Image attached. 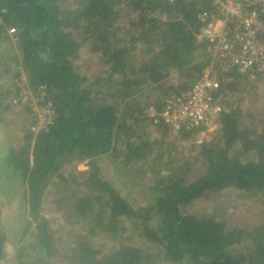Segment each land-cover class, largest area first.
I'll return each instance as SVG.
<instances>
[{"label":"trees","instance_id":"16d2710c","mask_svg":"<svg viewBox=\"0 0 264 264\" xmlns=\"http://www.w3.org/2000/svg\"><path fill=\"white\" fill-rule=\"evenodd\" d=\"M207 9L206 0H0V77L8 76L0 80V115L20 108L11 103L13 93L7 90L16 79V65H22L31 88H46L56 112L46 130L36 136L29 128L23 132L18 152L0 154V197L7 196L9 184L10 193L18 184L25 187L19 195L29 217L22 244L14 249L17 264H26L27 247L38 252L36 264L51 256V223L41 213L44 190L54 175L63 177L60 167L71 161L87 166L75 173L82 181H75L79 189L67 199L70 215L86 233L73 236L64 257L67 264H264V221L229 227L212 213L186 211L206 195L225 191L252 194L264 202V108H251L261 100L264 79L228 72L220 78L223 110L209 140L196 144L199 128L176 133L180 140L195 142L205 166L194 181H187L188 168L169 166L162 175L161 167L145 163L161 164L163 153L153 151L150 135L142 131L149 121L163 136L171 132L148 119L145 109L160 108L163 96L186 92L199 78L205 63L204 48L196 42L201 27L197 16ZM7 28L16 30L15 43ZM86 43L101 66L88 80L77 65ZM5 46L10 53L1 50ZM173 76L179 83L167 89ZM155 91L161 92L160 100L139 101ZM13 112L29 119L26 108ZM120 137L126 139L124 166L138 170L136 162L145 160L142 174L156 176L154 184H144L150 200L140 207L99 174L102 158L119 159ZM132 176L136 183L143 180ZM83 185L87 191L80 190ZM98 235L117 245L104 251L93 241ZM132 238L146 245L135 246ZM10 243L0 227V263Z\"/></svg>","mask_w":264,"mask_h":264},{"label":"rangeland","instance_id":"374dc122","mask_svg":"<svg viewBox=\"0 0 264 264\" xmlns=\"http://www.w3.org/2000/svg\"><path fill=\"white\" fill-rule=\"evenodd\" d=\"M72 0H64L65 4H71ZM89 43L84 45L81 51L80 59L78 60V69L81 75H84L88 80L95 73L99 72L101 69L99 60L89 51ZM8 49L6 46L1 47L2 51ZM8 52V51H7ZM10 53V52H8ZM3 79H7L8 76H1ZM0 77V80L2 79ZM175 88L179 83L175 76ZM170 81L172 77L168 78ZM169 81V84H172ZM244 89V87H241ZM143 93V92H142ZM261 100L252 105V111L264 108V89L259 91ZM162 94L160 91H155L152 94H147L143 99L146 98L148 102H154L157 99L160 100ZM140 98L139 101L142 99ZM249 95H247V99ZM157 100V101H158ZM252 100V96L250 97ZM247 104L249 102H246ZM245 103V104H246ZM7 113L0 115V154H7L9 151L18 152L24 143L23 132L27 130L30 126V117H20L13 111L16 109H22V107H12ZM153 126V125H152ZM155 129L159 130H142L144 134H149L151 139V146L153 151L163 152L161 157V164L156 161L152 162L145 160H139L136 163L137 169H128L124 166L122 158L125 155L124 139L119 138L116 143V148L119 155V159H114L110 157H104L99 162L100 166V176L103 180L111 183L115 188L122 191V194L131 201L134 207H140L145 201L150 200L146 198L147 186L144 184L149 183L154 184L156 176L153 174H145L146 170L143 162L147 163V167L151 166L154 168L162 169V175L164 168L169 169V166L176 169L182 168L186 171L188 168L187 181L192 182L197 177L201 176L205 172V166L203 162L198 157V148L194 146V141H183L178 138V135L173 132H169L166 136H163V130L161 128L153 126ZM154 153V155L156 154ZM159 162V160L157 159ZM2 158L0 157V163ZM169 162L171 164H169ZM165 164H168L165 167ZM79 164L75 162H68L62 164L59 172L63 177H58L54 175L44 190L43 201H42V216H44L51 223V231L53 241L50 245L51 256H43V264H67L65 256L73 246V236L77 233L84 234L86 230H81L82 224H78L75 217L70 215V207L67 199L74 196V192L78 190L79 186L77 183H81V178H78L75 173L79 171L87 170V166L84 165L78 167ZM135 167V168H136ZM145 167V168H143ZM137 174L143 180H134L133 176ZM1 175V174H0ZM77 180V181H76ZM66 182V183H63ZM77 183H76V182ZM147 182V183H146ZM131 188L132 185H134ZM126 185V186H125ZM7 187V196L0 197V227L8 233V239L11 241L9 250L7 252L6 259L0 264H17L15 258L16 252L15 248H19L22 242H19L21 232L24 230L25 222L27 220V209H25L24 202H22V195L19 193L23 192V186L18 184L17 189L14 193H10V188L13 187L9 184ZM86 190L83 185L80 190ZM87 191V190H86ZM196 215L214 214L218 219H222L226 222L229 227L233 225H248L255 226L262 221H264V202L260 201L252 194H247L243 192H231L225 191L218 194L210 193L200 200L193 202L186 208V211ZM125 226L129 227L130 223L125 222ZM31 232H34L32 228ZM127 235L124 234V237ZM131 244L135 246L144 247L146 243L138 238H132ZM95 245L102 248L104 251L110 250L113 247V242L104 235H98L93 239ZM115 244L114 246H116ZM13 247V248H12ZM148 252L151 254L153 250L149 248ZM36 249L32 247H27L25 250L24 262L26 264H36L39 260L36 256Z\"/></svg>","mask_w":264,"mask_h":264},{"label":"built area","instance_id":"2783aa9c","mask_svg":"<svg viewBox=\"0 0 264 264\" xmlns=\"http://www.w3.org/2000/svg\"><path fill=\"white\" fill-rule=\"evenodd\" d=\"M174 2L175 0H168ZM210 9L201 11L197 19L201 27L196 42L204 48L199 78L186 92L170 94L160 108L149 105L145 115L155 125L173 133L183 128H199L196 144L209 140L223 110L219 102L221 80L238 70L251 80L264 79V0H206ZM12 42L16 30L7 28ZM15 80L7 87L13 93L11 103L29 111V130L36 136L46 130L56 117L44 86L31 88L22 65H16Z\"/></svg>","mask_w":264,"mask_h":264},{"label":"crops","instance_id":"0c3cea01","mask_svg":"<svg viewBox=\"0 0 264 264\" xmlns=\"http://www.w3.org/2000/svg\"><path fill=\"white\" fill-rule=\"evenodd\" d=\"M12 42V41H11ZM13 44V43H12ZM13 46H14V54L15 53H17V51H16V49L15 48H17L16 46H15V44H13ZM5 52H7V50L5 51ZM173 79L170 81L169 79L167 80V83H166V88L167 89H170V88H172L173 86H175L174 85V83H175V78L174 77H172ZM169 81L172 83V84H169ZM142 97V96H141ZM164 96L162 97V101L164 100ZM144 99H146V98H144ZM141 101H143V98H142V100ZM161 101V102H162ZM18 116H20L21 118L22 117H26V114L25 113H23V112H15ZM146 123V122H145ZM150 121H149V126H147V128L145 129V130H159V129H155L152 125L150 126ZM152 124V123H151ZM124 140H126V139H124ZM125 144H126V141H124V147H125ZM126 148V147H125ZM125 150V149H124ZM71 162H75V163H77V164H79L78 165V167H80V166H83L84 167V165H86L85 163H83V162H79V161H71Z\"/></svg>","mask_w":264,"mask_h":264}]
</instances>
